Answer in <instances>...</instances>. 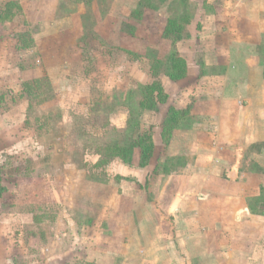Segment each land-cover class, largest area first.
Returning <instances> with one entry per match:
<instances>
[{"label": "rangeland", "instance_id": "374dc122", "mask_svg": "<svg viewBox=\"0 0 264 264\" xmlns=\"http://www.w3.org/2000/svg\"><path fill=\"white\" fill-rule=\"evenodd\" d=\"M13 1L16 13L0 22V264H203L161 247L185 243L175 238L186 217L174 211L172 180L198 154L196 169L257 173L264 188V155L252 158L264 144L227 142L229 128L250 124L262 105L264 0ZM183 16L175 48L187 75L171 80L166 27ZM153 81L168 97L138 116L154 142L149 164L95 166L99 146L126 142L140 87ZM170 107L189 113L167 142ZM174 154L190 165L153 173ZM205 199L188 207L195 228L220 213ZM218 233L197 229L196 243L208 237L212 253L227 251L229 233ZM225 260L217 264H241Z\"/></svg>", "mask_w": 264, "mask_h": 264}, {"label": "crops", "instance_id": "0c3cea01", "mask_svg": "<svg viewBox=\"0 0 264 264\" xmlns=\"http://www.w3.org/2000/svg\"><path fill=\"white\" fill-rule=\"evenodd\" d=\"M261 104V107L258 108L256 112V117L252 119L250 124L245 122V124H239L234 128H229V141L227 142H229L231 146H229L228 149H233L235 145H240L239 149H246V151H249L253 145L255 147L257 144H264V97H261ZM207 153L211 155L210 152ZM263 155L264 147L261 151L254 152L252 157L256 162L254 164H259V158ZM173 156L176 155L174 154ZM197 156L198 154L194 156L193 163L190 166L191 168L193 167L191 172L174 175L172 182L175 184L171 186L176 189L174 211H179V219L182 220L183 217H186L184 218V223L183 221L175 223L179 234L175 238H180L184 240L185 243H166V246L164 243L161 247L168 250L171 248L169 245L173 244V246L176 247L175 250L179 249V251L185 255L188 254L187 258H185L187 261L197 257L203 264H217V262L220 263V261L223 263V258L226 259L225 262L227 263H230L234 259V261L237 260V262L241 264H260L262 257H264V247L263 244L260 243L263 234L262 222L260 219L262 215L251 213L249 202L252 201V199L260 197L261 192H264L263 185H261V175L246 171L239 173L237 171L236 175H234V171L229 169L224 175L222 172L220 177L212 173L210 175L205 173L206 169L202 171L195 168L199 166L200 161L198 159L199 156ZM211 157L207 158L210 159ZM221 159L228 160L226 157H222ZM186 165L189 166V162H186L185 166ZM227 165L226 168H228ZM228 184L229 187L226 189L225 186ZM221 188L222 191L220 190ZM201 196L206 197V199L200 204L207 205L206 202H208L209 204H213L212 206L214 207H220L221 210L218 216L211 213V225H206L203 228H198L196 226L195 228L194 224H192V217H190L193 211L188 209V207L191 208L195 200ZM197 229H203L204 231L208 229L213 236L219 235L218 231L228 232L231 242L226 243L228 246L227 251L223 247H217L218 254L212 253L210 247L214 243H210L208 237L203 239L205 240L203 243H196V240L198 242L200 240L199 237H195V230ZM206 234L210 235L208 232H206ZM199 246L201 250L200 253L196 255L194 249ZM217 256H220V261Z\"/></svg>", "mask_w": 264, "mask_h": 264}, {"label": "trees", "instance_id": "16d2710c", "mask_svg": "<svg viewBox=\"0 0 264 264\" xmlns=\"http://www.w3.org/2000/svg\"><path fill=\"white\" fill-rule=\"evenodd\" d=\"M16 1L7 0L3 8L0 10V22L5 21L16 13ZM188 19L183 16L181 18H174L168 21L166 31L171 37L170 52L167 56V71L165 72L171 80H180L187 75V65L185 60L178 55L175 48V43L182 35L183 24H186ZM19 40H24L23 35H17ZM158 64L152 65L153 74H157ZM263 76H264V63H263ZM139 98L137 101L136 112H131L129 119V127L126 129V142L119 143L117 141L105 143L99 146L96 153L99 155L98 161L95 166L104 167L114 158H118L124 164L133 165L134 162L139 167H145L149 164L154 152V142L152 136L148 132H142L138 121V116L142 111L155 110L158 104L165 103L167 94L164 92L163 86L159 81H153L140 87ZM189 113V109H176L170 107L167 111V117L162 127V134L168 142L172 137L174 128L179 121L183 120ZM166 142V143H167ZM254 147V145L252 146ZM186 157L183 155H176L167 158L165 163L160 167L156 166L153 173L168 174L174 167H183L186 164ZM121 178V176H117ZM5 187L2 184V173L0 167V198L5 192ZM251 213L264 215V193L261 196L249 202Z\"/></svg>", "mask_w": 264, "mask_h": 264}]
</instances>
